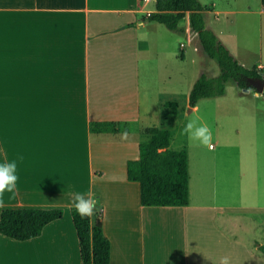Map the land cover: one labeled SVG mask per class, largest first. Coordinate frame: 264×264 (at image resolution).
Wrapping results in <instances>:
<instances>
[{
	"label": "crops",
	"instance_id": "obj_1",
	"mask_svg": "<svg viewBox=\"0 0 264 264\" xmlns=\"http://www.w3.org/2000/svg\"><path fill=\"white\" fill-rule=\"evenodd\" d=\"M150 3L154 10V0H0V163L24 157L18 192L5 193L3 208L63 209L38 236L0 233V264H81L76 192L102 206L109 264H220L225 256L232 264L240 239L226 230L230 207L192 201L190 175L188 204L142 205L139 182L127 178L145 129H165L179 112L165 104L174 94L166 76L149 71L171 41L145 17ZM103 120L133 128L127 139L90 130ZM170 147L179 149L172 133Z\"/></svg>",
	"mask_w": 264,
	"mask_h": 264
},
{
	"label": "rangeland",
	"instance_id": "obj_2",
	"mask_svg": "<svg viewBox=\"0 0 264 264\" xmlns=\"http://www.w3.org/2000/svg\"><path fill=\"white\" fill-rule=\"evenodd\" d=\"M200 1L208 7L206 25L238 61L248 67L263 65L264 0ZM151 6L147 5L146 11H153ZM180 24L192 40L184 32L156 24L171 41L167 54L161 52L149 70L167 77L164 83L172 86L171 99L179 105L178 114L170 115L165 128L172 133L173 146L188 152L191 200H211L230 207L229 219L224 213L229 224L226 230L233 240L240 239L233 241L232 264H264V252L259 248L264 244V95L257 99L258 91L243 93L228 82L223 95L202 98L195 108H189L188 94L195 80L201 72L217 75L219 66L194 44L197 36L188 14ZM195 117L210 127L211 147L180 134L187 120Z\"/></svg>",
	"mask_w": 264,
	"mask_h": 264
},
{
	"label": "trees",
	"instance_id": "obj_3",
	"mask_svg": "<svg viewBox=\"0 0 264 264\" xmlns=\"http://www.w3.org/2000/svg\"><path fill=\"white\" fill-rule=\"evenodd\" d=\"M208 7L200 0H154V10L145 17L158 21L168 29L184 32L180 21L188 14L192 32L197 36L201 50L217 61L219 72L208 76L201 72L188 94V106L192 108L202 98L223 95L228 82L242 91L254 89L248 77H260L264 73L258 66L248 67L238 61L218 34L206 25ZM255 90V89H254ZM264 95V92L262 93ZM173 113L178 103L165 102ZM133 126L127 121H92V132L129 131ZM146 140L139 144L137 158L127 161V178L140 184L142 205H186L189 203V163L185 149L170 147L169 129L146 128ZM71 216L79 243L81 264H109L111 242L104 234L102 211L91 218L81 216L71 206ZM63 216L61 207H7L0 211V233L16 240H26L40 235L43 227ZM264 252V244L259 247Z\"/></svg>",
	"mask_w": 264,
	"mask_h": 264
},
{
	"label": "clouds",
	"instance_id": "obj_4",
	"mask_svg": "<svg viewBox=\"0 0 264 264\" xmlns=\"http://www.w3.org/2000/svg\"><path fill=\"white\" fill-rule=\"evenodd\" d=\"M256 98L259 99L261 93L257 92ZM181 135H187L190 141H198L202 145L210 146L212 141V131L210 127L200 121L199 117L187 120L181 129ZM128 133L124 131L121 134L122 139H127ZM24 157L22 154H17L15 159L6 160L0 163V208L5 206V193L11 194L10 199L14 198L18 192V161L22 163ZM72 207L81 216V218H92L98 210H102V206L98 209L99 201L90 193L84 194L76 192L72 195ZM220 264H229L227 256L221 257Z\"/></svg>",
	"mask_w": 264,
	"mask_h": 264
},
{
	"label": "water",
	"instance_id": "obj_5",
	"mask_svg": "<svg viewBox=\"0 0 264 264\" xmlns=\"http://www.w3.org/2000/svg\"><path fill=\"white\" fill-rule=\"evenodd\" d=\"M248 83L258 92H264V80L260 77H248ZM249 89H244V91H248Z\"/></svg>",
	"mask_w": 264,
	"mask_h": 264
},
{
	"label": "built area",
	"instance_id": "obj_6",
	"mask_svg": "<svg viewBox=\"0 0 264 264\" xmlns=\"http://www.w3.org/2000/svg\"><path fill=\"white\" fill-rule=\"evenodd\" d=\"M150 0H143V2H149ZM149 12V11H148ZM259 69L264 70V64L258 66Z\"/></svg>",
	"mask_w": 264,
	"mask_h": 264
}]
</instances>
